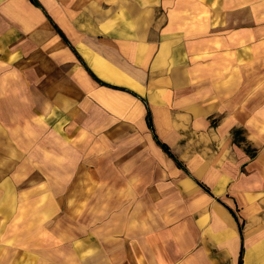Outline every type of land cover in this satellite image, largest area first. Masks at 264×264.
I'll use <instances>...</instances> for the list:
<instances>
[{"label":"crops","instance_id":"1","mask_svg":"<svg viewBox=\"0 0 264 264\" xmlns=\"http://www.w3.org/2000/svg\"><path fill=\"white\" fill-rule=\"evenodd\" d=\"M38 1L41 6L0 0V50L10 63L18 51L23 58L27 47H34L39 53L28 56L41 60L31 64H43L50 52L61 63L83 67L84 81L92 83V129L104 127L107 145L111 131V143L141 146L130 156L135 165L121 163L116 183L122 193L136 194L137 224L151 225L144 240L154 245L92 255L121 257L120 264H239L242 239L231 208L244 227L248 217L260 216L264 168L237 136L239 127L215 123L219 110L210 107L206 92L193 87L187 45L161 0ZM50 18L101 80L140 97L89 74ZM141 97L152 110L160 139L191 175L156 142ZM139 210H147L145 217ZM243 233V264L249 251L264 264V224Z\"/></svg>","mask_w":264,"mask_h":264},{"label":"rangeland","instance_id":"2","mask_svg":"<svg viewBox=\"0 0 264 264\" xmlns=\"http://www.w3.org/2000/svg\"><path fill=\"white\" fill-rule=\"evenodd\" d=\"M160 4L187 45L193 87L219 110L215 123L239 127L264 168V0ZM26 52L10 63L0 50V264H120L92 254L152 248L144 240L151 225L137 224L136 194L116 183L141 146L111 143V131L107 145L104 127L92 129V83L81 65L50 52L31 64L41 58L28 53L39 50ZM259 196L263 208L248 217L246 233L264 224V187Z\"/></svg>","mask_w":264,"mask_h":264},{"label":"trees","instance_id":"3","mask_svg":"<svg viewBox=\"0 0 264 264\" xmlns=\"http://www.w3.org/2000/svg\"><path fill=\"white\" fill-rule=\"evenodd\" d=\"M35 5H38V6H41L40 2L38 0H31ZM51 19V18H50ZM52 20V19H51ZM53 24L55 25V27L57 28L58 32L61 34V36L65 39V41L69 44V46L73 49V51L78 55L79 59L81 60V62L85 65V67L87 68V70L90 72L91 75L94 76V78H96L101 84L103 85H107V86H110V87H113V88H117V89H122V90H127L131 93H133L134 95L136 96H139L137 95L135 92H133L132 90L128 89V88H125V87H122V86H118V85H113V84H110V83H107L103 80H101L92 70L91 68L87 65V63L84 61V59L78 54L77 50L75 49V47L72 45V43L69 41V39L66 37V35L64 34V32L58 27V25H56V23L52 20ZM140 97V96H139ZM142 98V97H141ZM143 101L145 102L146 104V107H147V115H146V119H147V124H148V127L150 128V130L152 131L153 133V136L156 140V142L172 157L175 159L177 165L180 167V168H183L188 174L191 175L190 171L188 170L187 166L173 153V151L171 150L170 146L163 142L157 131H156V127H155V124H154V119H153V113H152V110L150 108V106L148 105V102L142 98ZM197 180V179H196ZM197 182L204 188L206 189L208 192L211 193V190L208 186H206L205 184H203L202 182H200L199 180H197ZM231 211L232 213L234 214V216L236 217V219L238 220V223H239V227H240V232H241V239H242V245H241V251H240V257H239V264H243L244 263V253H245V246H244V222H241L240 221V218L238 217V215L236 214V212L231 208Z\"/></svg>","mask_w":264,"mask_h":264},{"label":"bare ground","instance_id":"4","mask_svg":"<svg viewBox=\"0 0 264 264\" xmlns=\"http://www.w3.org/2000/svg\"><path fill=\"white\" fill-rule=\"evenodd\" d=\"M263 252H264V249H263ZM258 263H259V259H256L255 255L252 251H249V253L247 255V264H258Z\"/></svg>","mask_w":264,"mask_h":264}]
</instances>
